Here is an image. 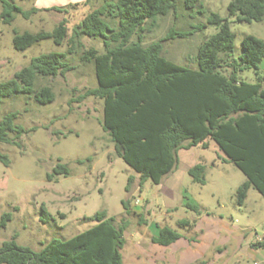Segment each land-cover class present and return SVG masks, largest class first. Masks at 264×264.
<instances>
[{"label":"rangeland","instance_id":"obj_1","mask_svg":"<svg viewBox=\"0 0 264 264\" xmlns=\"http://www.w3.org/2000/svg\"><path fill=\"white\" fill-rule=\"evenodd\" d=\"M9 1L24 11H40L28 20L16 16L10 25L0 21V84L13 79L32 58L64 53L67 49V40L60 46L46 40L18 52L12 46L14 32H50L66 19L69 37L74 26L103 4V0ZM230 1L196 0L195 7L186 10L180 0L175 11L147 21L144 31L132 36L128 44L137 42L140 35L141 44L147 46L164 38L170 30L190 33L194 27L205 25L186 38L163 43L165 59L195 69L198 47L217 31L207 25V19L210 14H217L228 19L235 37L232 58L237 59L244 36L264 42V20L251 24L234 22L226 11ZM53 7L65 11H44ZM105 20L117 27L116 20ZM79 41L82 48L64 59L74 67L73 71L65 77L35 80V91L49 87L53 102L39 105L20 94L0 100V120L16 112L15 125L26 132L17 140L18 147L0 143V154L10 162L8 166L0 163V220L3 214L12 215L5 228L0 229V246L15 236L18 246L38 252L52 239L67 240L93 227L94 214L105 211L108 217H114L116 226L122 221L127 223L121 250L125 264H169L170 249H150V229L154 226H167L188 240L202 237L204 257L200 260L206 264H264V251L254 258L250 248L264 236V199L250 188L244 205L237 204L236 191L245 177L233 164L222 162L226 157L214 142L209 141L205 150L193 147L178 152L176 167L158 185L148 180L139 187L138 175L117 157L108 135L101 129L102 102L96 98L77 102L85 90L97 87L93 64L79 61L82 52L90 48L98 54L104 52L101 39L82 37ZM260 70L264 73V62ZM239 78L253 83L254 73L244 71ZM9 137L14 138V134ZM57 164L67 165L69 176L59 175L48 182L47 175ZM197 164L205 166L204 185L193 183L187 174ZM129 177L133 181L126 193ZM124 200L128 201V213L121 206ZM186 203L200 206V215L187 209ZM42 206L51 217L47 224L39 221ZM183 220L191 226H179Z\"/></svg>","mask_w":264,"mask_h":264},{"label":"trees","instance_id":"obj_2","mask_svg":"<svg viewBox=\"0 0 264 264\" xmlns=\"http://www.w3.org/2000/svg\"><path fill=\"white\" fill-rule=\"evenodd\" d=\"M179 1L103 0L100 7L72 28L69 37L66 19L50 32H14L12 46L18 52L46 40L57 46L67 40V49L64 53L32 58L13 79L0 84V100L20 94L39 105L53 102L49 87L35 91V80L65 77L74 67L64 59L82 48L79 39H101L102 54L90 48L79 58L81 63L93 64L97 87L85 90L77 102L87 98L102 102L101 129L108 135L117 157L138 175L140 188L148 180L158 185L176 167L180 150L198 146L205 150L208 141H212L226 157L222 162L233 164L245 177L236 191L237 204L244 205L250 188L264 199V77L260 70L264 42L244 36L241 54L233 59L235 37L228 19L210 14L207 25L217 31L198 47L195 69L165 59L163 43L186 38L206 28L205 25L194 27L190 33L170 30L164 38L147 46L141 44L140 35L137 42L128 44L132 36L144 31L147 21L167 16L175 11ZM182 1L186 10L195 7L196 0ZM0 6V21L4 25H10L16 16L28 20L40 11L36 8L24 11L9 0H0ZM44 11L65 10L53 7ZM226 11L236 23H259L264 20V0H231ZM105 19L116 20L117 27H111ZM249 70L254 73L253 83L239 78L240 73ZM17 116L16 112L9 113L0 120V143L19 146L17 140L26 132L15 125ZM0 163L8 166L10 162L0 154ZM204 171L205 166L197 164L187 174L193 183L204 185ZM59 175L69 176L67 165L57 164L47 175L48 182ZM132 181L131 177L127 179L126 193ZM121 206L128 213V201H121ZM185 206L200 215L199 206L188 203ZM11 217L10 213L2 215L0 229L5 228ZM50 218L42 206L39 221L47 224ZM92 221L93 227L67 240L52 239L38 252L18 246L13 236L0 246V264H124L121 250L125 246L123 233L127 223L122 221L116 226L114 217H108L105 211L95 213ZM178 224L191 226L186 220ZM181 237L169 227L160 226L158 235L151 237L150 242L168 247ZM250 248L264 250V236L250 244Z\"/></svg>","mask_w":264,"mask_h":264},{"label":"crops","instance_id":"obj_3","mask_svg":"<svg viewBox=\"0 0 264 264\" xmlns=\"http://www.w3.org/2000/svg\"><path fill=\"white\" fill-rule=\"evenodd\" d=\"M263 62H264V60L262 61V63ZM262 63L260 64V69H261ZM261 76L264 77V73H261ZM209 143L210 142L208 141V146L210 145ZM180 151H182V150H180ZM183 151H187V150H183ZM159 227L154 226V229H152V230L150 229V231H151L150 232V234H151L150 238L156 237L158 235ZM150 238H149V240H150ZM191 239L188 240L186 238L181 237L175 243L171 244L168 247L158 246V245L152 244L150 242L151 243L150 249L151 248H153L155 250L158 248L170 249L171 253L169 254V257L167 259L169 264H193V263H197L198 261L203 260V259L202 260H200V259L204 257V254H203L204 249L201 248V241L203 240L202 237H198L196 239L191 238ZM243 249H244V247H243ZM252 251L254 253V258H258L259 257L258 252L264 251V250H255V251L252 250ZM123 263L125 264V262H123ZM141 264H145V263L141 262Z\"/></svg>","mask_w":264,"mask_h":264},{"label":"built area","instance_id":"obj_4","mask_svg":"<svg viewBox=\"0 0 264 264\" xmlns=\"http://www.w3.org/2000/svg\"><path fill=\"white\" fill-rule=\"evenodd\" d=\"M136 203H137V201H136Z\"/></svg>","mask_w":264,"mask_h":264}]
</instances>
